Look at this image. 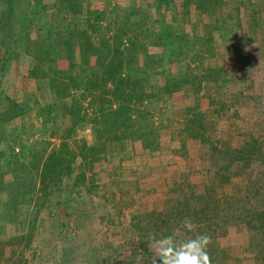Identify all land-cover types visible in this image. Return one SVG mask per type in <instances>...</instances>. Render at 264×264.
<instances>
[{"label":"trees","instance_id":"1","mask_svg":"<svg viewBox=\"0 0 264 264\" xmlns=\"http://www.w3.org/2000/svg\"><path fill=\"white\" fill-rule=\"evenodd\" d=\"M87 1L53 0L51 4L61 12L64 23L58 29L47 14L51 4L43 0H0V225L10 223L22 229V234L12 239L17 250L25 247L23 240H30L33 234L26 232V227L33 225L42 208H48L47 201L54 202L64 180L78 173L77 185L84 168L105 159L100 155L107 151L109 140L118 146L125 140L139 141L152 157L161 154V141L172 139L148 138L152 100L159 106L162 91L170 98L175 92L182 103L200 99L203 75L193 76L192 66H202V56L207 52L198 56L194 48L202 40L200 50L206 51L211 44L217 49L213 34L219 25L237 27L245 17L233 3V10L224 13L229 0H195L191 12V0H155L146 16L142 7L136 6L135 16L124 24L112 22L113 33L107 37L109 29L103 30L101 25L106 14L91 9V1ZM29 3H34L33 10ZM62 4L67 5L66 11L61 10ZM175 6L179 8L177 14L173 12ZM161 7L170 11L171 20L161 15ZM19 13L22 19H16ZM253 15L251 20L258 21ZM253 24V29H259ZM34 25H40V33L32 29ZM240 29L247 37L250 28ZM31 30L34 33L30 36ZM144 41L149 42L146 45ZM20 43L24 53L19 50ZM228 45L226 55L242 53L236 44ZM25 55L29 62L27 79L33 82L34 90L20 100L17 90L5 89L3 78L9 66L19 64ZM91 58H95V67L89 66ZM244 60L238 59L232 68L235 80L240 74V79L247 81L246 71L252 70ZM13 76H9L12 87ZM87 98L94 108L91 123L96 127L91 146L73 138L85 123L80 103ZM196 108L200 110L198 105ZM257 109L255 116L247 115V128L237 129L233 124L228 128L232 134L228 140L211 136V124L205 123L203 114L194 115L184 125L182 120L176 123L178 136L205 149L199 158L202 168L198 170L195 160L186 159L191 162L187 171H174L166 179L161 210L129 217L126 230L137 255L133 261L139 257L143 264H152L148 246L153 236L183 239L207 233L212 237L207 249L212 264H228L233 254L227 235L232 233L244 240L237 246L235 260L248 253L264 264V107ZM189 112L179 115L187 117ZM51 139L59 144L51 147ZM184 140H180L181 148ZM167 148L171 154L179 153L170 145ZM76 159L80 161L78 168ZM196 175L207 176L197 184L191 181ZM184 219L194 221L195 232L182 228ZM9 245L5 242L1 247Z\"/></svg>","mask_w":264,"mask_h":264},{"label":"rangeland","instance_id":"2","mask_svg":"<svg viewBox=\"0 0 264 264\" xmlns=\"http://www.w3.org/2000/svg\"><path fill=\"white\" fill-rule=\"evenodd\" d=\"M43 1L45 4L53 3V0ZM88 1H91V4L103 1L101 6L105 8L101 11H104L106 17L102 19L101 25L103 30L109 29L107 37L112 36L111 29L114 23H119V26L124 24L125 20L135 13L136 6L142 7V13L146 16L151 6L154 8L155 4V0ZM211 1L200 0L202 3ZM194 2L195 0L190 1V12L194 9ZM227 3L229 5L223 8L225 14L233 10L230 4L233 3L235 8L244 11L245 17H241L242 25L239 23L237 27L219 25L217 32L213 34L216 40L214 46L217 49L211 44L206 45V51L200 50L202 40L194 48L198 56L202 52H207L202 56L204 59L202 66L197 68L195 66L198 64L192 66L193 76L203 75L201 85L204 91L200 93V99L195 98L182 103L180 96L174 95L175 92H172L170 98L168 92L162 91L163 96L159 99V106L155 104V100H152L149 105L152 116L149 120L151 129L148 131V138L150 140L169 139V137L172 139V141H161L163 149L161 154L152 157V154L142 149L139 141L133 143L125 140L118 146L116 143H111L108 137L109 141L105 147L107 151L100 155H105V159L95 164L91 163L88 168H84L81 171L84 173L83 176L81 175L83 178L77 185H75V178L78 173H73L68 180L65 179L61 191L56 190L54 194V202L47 201L48 208H42L33 225L26 227V232L33 234L30 240H23L25 247L23 245L22 248L21 245L17 250L15 248L17 244L12 243L16 242L12 240L13 238L22 234V229L10 223L0 225V264H106L107 260L108 264H143L139 257L132 260L137 255L133 254L136 247L129 239V233L126 230L129 217L137 213L161 210L164 201L161 197V190L165 186L166 179L174 171L186 172L188 166H191V162H187L186 159L195 160L198 170L202 168L199 158L202 154L204 156L205 149L188 139L184 140L185 136H178L176 123L182 120L181 123L184 125L185 121L190 120L194 115L203 114L205 123L208 126L211 124V136L228 140L232 139V134L228 130L232 124L237 126V129L247 128L249 125L247 115L255 116L259 111L257 107H264V31L261 30L264 29V0H229ZM33 4L27 5L29 9L35 8ZM96 6L91 5V9L95 10ZM49 8L47 11L49 19L59 27L58 29H61L64 26L61 12H56L52 4ZM178 9L175 6L173 12L177 14ZM61 10L66 11L67 5L62 4ZM250 13L252 19L255 14L259 20H251ZM169 14L170 11L165 8L161 10V15L167 20H171ZM162 16L161 18H164ZM22 17L23 14L19 13L16 19H22ZM189 17L193 16H188L187 19ZM152 18L155 20L157 16L153 15ZM191 22V25L194 24V21ZM253 23H257L259 29H253ZM39 27L40 25H37L32 29L40 33ZM241 27L250 28L248 38L242 36ZM212 28L213 26L209 27V30ZM32 33L34 30L30 31V36ZM144 42L147 45L149 41ZM127 43L129 41H124L125 45ZM20 44L19 50L24 53L23 43ZM228 44L233 46L236 44L242 49V53L239 51L236 55H226V50H229ZM23 57L19 64L17 62L9 66L5 75L7 77L3 78L5 89L7 88L9 92L17 90V97L20 100H24L27 94L34 90L33 82L27 79L28 57L26 55ZM238 59L242 63V60L248 59L244 62L252 70L246 71L249 74H247V81H242L240 74L236 75V80L234 79L232 68L235 63H238ZM95 63V58H91L89 66L95 67ZM210 66L216 68L210 69ZM12 74L15 78L13 87L9 81V76ZM166 76L168 77V72ZM205 77L207 82H205ZM196 105L200 110L193 109ZM80 109L85 116V123L83 122L84 125L77 130L73 138L79 142L85 141L91 146L94 144L96 127L91 123L94 108L89 106V98L81 101ZM188 110L190 112L187 117L179 115L182 111ZM87 129L90 133L86 132ZM180 140H184L185 146L182 148ZM51 144L52 147L58 145L59 142L51 139ZM167 145L179 153L174 155L166 151L164 148H167ZM173 160L175 163L172 165ZM79 162L76 159L75 168H78ZM206 176H192L191 181L199 184L205 181ZM228 236L227 244L231 247L233 254L228 264H263L253 259L248 253L238 258L239 260H235L234 254L237 252V246L243 245L244 240L241 236L232 233H228ZM5 242H10V245L1 247ZM148 250L153 260L154 252L151 243Z\"/></svg>","mask_w":264,"mask_h":264},{"label":"clouds","instance_id":"3","mask_svg":"<svg viewBox=\"0 0 264 264\" xmlns=\"http://www.w3.org/2000/svg\"><path fill=\"white\" fill-rule=\"evenodd\" d=\"M182 228L195 232L197 225L192 219H184ZM212 237L207 233L177 239L173 235L153 236L151 247L154 252L152 264H212L208 246Z\"/></svg>","mask_w":264,"mask_h":264},{"label":"crops","instance_id":"4","mask_svg":"<svg viewBox=\"0 0 264 264\" xmlns=\"http://www.w3.org/2000/svg\"><path fill=\"white\" fill-rule=\"evenodd\" d=\"M106 1V0H105ZM109 3V2H108ZM103 4V1L101 2V3H98V4H95V2H93V7H94V5L96 6V5H99L98 7L96 6V9L95 10H99V11H101V9L103 10V8H105L104 6L102 7L101 5ZM102 7V8H101Z\"/></svg>","mask_w":264,"mask_h":264},{"label":"built area","instance_id":"5","mask_svg":"<svg viewBox=\"0 0 264 264\" xmlns=\"http://www.w3.org/2000/svg\"><path fill=\"white\" fill-rule=\"evenodd\" d=\"M86 132H87V133H90V130H89V129H87V130H86Z\"/></svg>","mask_w":264,"mask_h":264}]
</instances>
